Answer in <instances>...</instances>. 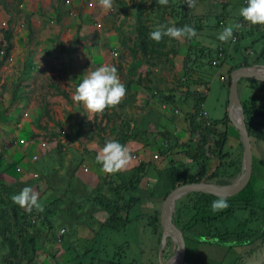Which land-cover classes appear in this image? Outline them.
Masks as SVG:
<instances>
[{
  "label": "rangeland",
  "instance_id": "rangeland-1",
  "mask_svg": "<svg viewBox=\"0 0 264 264\" xmlns=\"http://www.w3.org/2000/svg\"><path fill=\"white\" fill-rule=\"evenodd\" d=\"M6 2L7 9L0 5V48L3 47V30L8 28V23L11 20L16 36H14V48L11 57L1 69L0 152L4 153V141L9 142L11 146L16 145L14 142L17 140H11L6 132L9 127L16 125V120L19 118L23 119L25 124L29 123L34 126L43 139L48 138V142L55 149L42 154L40 160L32 164L31 154L34 151L42 152V149L32 144L22 145L23 147H11L8 161L5 160L7 156L0 155V173H2L0 182L17 186L20 189L25 186L33 187L39 193V200L44 211L50 207L54 209H50V211L54 212L52 218L55 233L65 228L67 231L65 236L71 237L79 234L78 227H82L79 245L77 243L70 244V239L66 240V237L61 245L54 240V236L49 231L40 233L45 238H40L39 251H44L42 246L44 241L49 242L55 248L52 251L46 250L45 256L40 258L39 256L34 258L31 255L28 264H97V259L120 261L123 264L170 263L172 260L166 258V254L167 252L173 253L174 256L176 247L167 240L166 248L162 253L163 231L160 228L157 230L153 224L149 225L152 222L151 216L160 212L163 197L159 192L154 198L150 197L151 195L148 193L143 195L139 207L132 211V221L118 231L102 229L100 224L105 221L108 214L105 211L91 208V200L97 194H105L113 200H118L116 195L109 191L104 182V177L114 175L116 181L119 180V177L117 173L102 172L101 165L96 162L97 153L87 146H84L83 152H80L81 148L88 141H94L97 143V147L102 148L105 142H102L100 137L116 139V134L112 133L113 125L118 126L122 117L133 121L136 118L135 115L124 111L120 112L119 118L118 115L113 114L114 110L106 109L102 115H97L98 121L95 120L96 115L90 116L89 120L87 117L89 113L83 105L74 103L72 100V94L87 70H95L105 63L118 68L119 63L129 59V55L125 53H119V56L115 57L114 52L118 50L114 41L121 31L117 23L118 9L120 6H130L132 1L113 0L112 10L105 13L99 6L98 0H65L63 16L73 21L67 22L66 24L69 25L63 26L54 19L56 14L53 5H56L58 0H25L23 5H19L17 0H6ZM29 15H32L31 22L34 29L32 37H30L28 23ZM214 24H218L217 19H215ZM126 26L127 32L131 35L127 33L125 35L131 44L135 40L134 35H136L135 20L127 19ZM80 27L81 29H79ZM131 30L135 31L131 32ZM250 33L252 36L249 35ZM78 34H81L83 38L78 40ZM241 34L244 35L242 39ZM241 34L238 43L228 42H234V45L237 43L235 46L236 53L233 54L235 59H228V62H232L234 65L242 63L245 48L249 47V53H252L250 45L253 42H255L256 50L259 51L262 48L264 29H261L260 26L253 25L252 27L249 25L243 29ZM59 41L64 42L67 48L75 44L74 48L70 47L68 51H65L60 48ZM218 43L217 41L216 44ZM89 50H91L90 53ZM100 54V60L97 62L92 60L93 56ZM1 56L2 53L0 52ZM249 58L252 60L253 55H249ZM211 70L214 74L226 71V69H218L217 67H211ZM120 80L128 81L130 75L126 76V73H123L120 75ZM204 84H200L202 90L205 89ZM208 85L212 88V95L205 99L202 112L207 110L214 119L223 113L226 116L229 113V94L226 85L221 81V76L216 80H208ZM60 88L67 93L70 101L57 94ZM17 90H19V99L14 103L12 97L14 91ZM241 93L244 98L247 93L246 83L242 84ZM193 101L192 105L194 106L196 99L193 98ZM189 104L188 107H183V112L188 113L187 117L192 111L190 107L193 108L191 102ZM7 113L8 115H5ZM105 113H108L112 122L103 118ZM10 117L13 120H10ZM214 119H211L212 122L216 121ZM16 133L18 132L16 131ZM56 133H59L60 136H55ZM231 134L234 138L236 137L233 130H231ZM183 136L184 138L179 136L182 145L190 144L192 138L189 129L183 130ZM18 137L27 138V131H20ZM151 139L158 140L157 137ZM75 140L81 142L80 145H71ZM231 144L238 150L236 157L244 159L245 149L241 148L235 139L232 140ZM163 145L166 147L168 143H163ZM182 145L178 152L165 157L159 149L156 152L159 157L155 158L153 154L151 161L156 165L166 166L172 161L188 162L186 147H182ZM69 154H71L70 157H68ZM254 154L253 172L254 184L259 193L258 203L254 202L248 209L239 210L235 217L226 219L228 228L233 230L234 234L227 244L216 241L213 245L204 243L197 245L196 251L201 254L200 259L192 262L193 255L197 253L193 251L191 254L189 249L186 264H264V237L259 234L256 238L250 236L261 230L264 221V145L259 146L257 144ZM87 160L93 164L92 167L96 168L97 171L100 170L97 186L94 189H88L86 185L82 187L81 185H71L73 190H68V180L82 183L77 179L75 173L82 166V163H85L89 168L90 164L85 162ZM212 162L214 165L218 164L216 159ZM19 167L22 170H19ZM60 170H63L64 173L61 172L60 174ZM69 170L70 177H67ZM36 172L40 173V176L34 179L33 175ZM4 173L7 177L6 180ZM150 173L152 174L148 175L141 184L146 191L154 190L158 181L157 173L154 171ZM190 202L191 198L187 195L179 199L176 206H184ZM46 204L50 207H46ZM254 210L257 211V215L252 217ZM134 215L140 216L136 219ZM239 234L245 236L243 239L247 242L240 243L238 241ZM95 236L97 240L94 239ZM58 245L67 251V256L57 258L58 255H54V252L61 250L56 249ZM3 255L4 251L0 250V263L3 261ZM93 257H95V261L92 260Z\"/></svg>",
  "mask_w": 264,
  "mask_h": 264
},
{
  "label": "trees",
  "instance_id": "trees-1",
  "mask_svg": "<svg viewBox=\"0 0 264 264\" xmlns=\"http://www.w3.org/2000/svg\"><path fill=\"white\" fill-rule=\"evenodd\" d=\"M17 1L19 2V5H23L25 2V0ZM143 2L144 0L135 6L138 8L136 23L137 41L134 43V48L130 49L132 58L136 59L137 55L143 53L148 56H154V58L159 61L166 60L173 65V58L157 48V45L160 46L162 43H156L155 41L149 39V33L153 30L150 25V9L159 5L156 0L152 6H148L145 2ZM0 5L7 9L6 0H0ZM64 6L65 0L63 2L58 0L57 4L53 5V9L56 14L55 19L57 22L61 21ZM157 11L160 14L163 11L164 13H170V15L176 19V27H182L184 25H190L193 27V19L190 15V9L185 4L184 0H169V4L167 6H159ZM31 20L32 15L28 21L30 37L34 34ZM251 26L253 27V25ZM79 29H81V27ZM249 35H251V33ZM14 36H16L14 35V24L11 20L8 23V28L3 30V47L2 49L0 48V52L2 53V56L0 57V80L1 69L8 62L14 48ZM243 37L244 35L241 34V39ZM77 38L80 40L82 38L81 34H78ZM254 43L255 42L250 45L252 53H249V47L245 48V51H243L244 59L242 63L240 65H234L228 72L229 76L225 85L228 90L229 98L232 85V73L235 70L243 67L264 66V37L261 42L262 48L259 51L254 47ZM74 45L72 44L70 47L74 48ZM59 46L65 51L70 49V47L67 48L65 43L62 41H59ZM225 52L227 54V51ZM219 54L220 52H218V57L220 56ZM174 55L176 56L177 52H175ZM249 55H253L252 60H250ZM216 58L213 55L210 63L206 66L197 63L186 66L183 77L188 78L187 81L193 80L194 84L208 83L206 72L203 73V77H195L193 75L199 73L197 70L202 67H208V73H211V67H220V65H214ZM228 58H232V60L235 59L234 55L231 57L228 56ZM225 61L226 60L223 62ZM244 83H246L247 96L245 95L243 98L241 95V97L248 115L250 137L255 149L257 144L259 146L264 145V83L257 81H244L240 82L241 87ZM18 93L19 90L14 91L13 93L12 100L14 103H16L19 99ZM57 94L70 101L64 91L59 89ZM189 95L191 97H195L196 99V104L193 106L194 112L189 114V130L192 138L191 143L186 146L182 145L181 138L172 130L168 129V126L163 124L162 126L164 130H162V132L158 135L161 140L164 141L163 143H168L166 147L162 144L163 146L158 148L164 157L178 152V149L182 145V147H186L185 151L189 161H172L167 166L161 164L156 165L152 161H140L133 168L118 173V181H116V177L114 175H106L104 177V182L106 186H108L109 191L115 194L118 200H113L105 194H97L91 200V208L93 210L99 209L100 211H105L106 214H108L105 221L100 224L102 229L118 231L129 225L132 221V211L139 207V204L142 202V196L146 193L151 195L150 197L154 198L157 192H159L164 198V196L175 187L184 184L202 182L216 165H218L217 169L208 179V182L212 184L222 186L230 185L241 173L243 168V159L242 157H236L238 150L231 144V142L235 139L241 148H244V146L233 129L229 119V113L226 114L223 120H216L212 122V126H208L206 122L201 119L203 114L202 105L206 98L197 92H190ZM181 99L182 98L174 92L170 94L166 93L162 95L161 102L175 106L179 101H182ZM118 106H120V104ZM114 109H116V107L111 108V110ZM103 118L109 119V122H112L108 113H105ZM160 119H162V117H160ZM95 120L98 121L97 115L95 116ZM150 123L151 120L146 116L140 121H135L134 126H132V123L129 120L125 119L122 121L120 127L117 125L113 126L112 133L117 135L115 140L124 145L131 140H140L147 143L148 138H150L148 130ZM231 130H233L234 135H236L235 138L231 134ZM33 136H35V134ZM55 136H60V134L56 133ZM107 139L108 138L103 136L100 137L102 142H105ZM152 141V143L147 144H151L152 146L155 145L156 141ZM215 159L218 160V164L216 165L212 162ZM151 171L157 173L158 181L156 182L154 190L146 191L141 187V183ZM68 176L70 177V170L68 171L67 177ZM71 182L72 181L68 180V190H73L71 185L77 186V183L74 181L72 183ZM82 186L83 185L81 184V187ZM20 190L21 189L17 186L7 185L0 182V250L4 251L3 261L0 264H28L30 262L29 257L31 255H33L34 258L38 256L41 241L40 238L44 237L41 236L40 233L49 231L52 233V236H54V240L58 242V234L62 231H56L55 233L52 218L54 212L50 211V209H54L50 206V209L43 212H38L33 209V211L29 213L14 204L11 200V196L18 194ZM258 195L259 193L255 187L253 175V179L247 189L237 197L227 200L229 207L222 211L213 212L211 204L217 198L203 193H191L188 195L191 198V202L189 204L184 206L177 205L173 221L184 234L187 244V262L189 249L192 254L193 251L197 253V245L203 243L213 245L212 242L204 241V238L206 237L215 238L222 244H227L229 239H231L234 234L233 230L228 228L226 219L235 217L239 210L248 209L252 203H258ZM124 213L125 216H123ZM159 215L160 212L154 213L150 219L152 222L149 223V225H155L157 230L159 228L162 229L160 226ZM256 215L257 211L254 210L252 212V217ZM139 216L140 215H136L134 218L138 219ZM258 234L261 237H264V221L261 230L250 236L256 238ZM243 238L245 239V236L239 234L238 241L240 243L247 242L244 241ZM229 247L232 248V246ZM172 256L173 253L167 252L166 258L171 259ZM92 260L95 261V257H93ZM97 264L123 263L120 261H101L100 259H97Z\"/></svg>",
  "mask_w": 264,
  "mask_h": 264
},
{
  "label": "crops",
  "instance_id": "crops-1",
  "mask_svg": "<svg viewBox=\"0 0 264 264\" xmlns=\"http://www.w3.org/2000/svg\"><path fill=\"white\" fill-rule=\"evenodd\" d=\"M136 1H132L130 6H128L127 3H125L127 5L126 7L120 6L118 9L117 23L119 27L121 28V31L118 33V37L116 38V41H114V44H116L115 47H117V50H118L114 53H117L118 56H119V53L121 54L125 53L129 55V59H127L126 62H123V63L118 62L119 64H118L117 70H118L119 77L123 73H126V76L130 75V80L121 81L126 86V89H127L126 96L120 103V106H117L116 109H114L113 114L118 115L119 118H120V112H124V111L135 115L136 118L133 119L134 122L128 119L132 123V126H134L135 121H140L145 116L148 117L151 120V123L148 126L150 138H148L147 143H152L153 141L151 138L153 137H157L158 140H156V144L153 146L151 144H147L146 142H143L140 140H131L127 142L125 145L128 147L130 154L132 152H135V153L131 154L133 159L126 170H129L132 167L136 166L140 161H146V162L151 161L153 154L154 155L156 154V152L158 151V148L161 147V145L164 142L158 136L160 132L164 130L162 124L165 126H168V129L172 130L177 136L184 138L183 130L189 129L190 119H189V116L187 117L188 113L185 114L183 112L184 111L183 107L184 106L188 107V105H190L189 104L190 102H191V106H193L192 105L194 103L193 98H195V97H191L189 93L197 92V93L202 94V96L205 98L212 95L211 93L212 88L210 87V85H208V83L204 84L205 89L202 90V87H201L202 83H200L201 85L194 84L193 80L187 81L188 78L183 77L184 70L186 66L193 65V63L203 64V66L208 65L211 59L213 58V55L215 56V58L217 56L216 59H218V52H220L222 48L225 51H227V54L230 57L236 53L235 46L239 40L234 45V42L232 43L231 42L230 43L220 42L217 39V36L220 32L223 31V28L227 26L229 23L235 24L241 21L242 17L238 15V12H239V9L243 7L242 0H196V6L190 9V15L192 16V19H193L192 24H193V27L197 31V36L193 37L191 40L187 38H182L180 40H176V39L170 40L168 37H165L161 40L162 45L160 46L157 45L158 46L157 48L160 51L170 55L171 58H173L174 63L172 65L170 62L166 60L159 61L155 59L154 56H151V55L148 56L143 53L137 55L136 59L132 58L130 49L134 48V43H136L137 41V34L134 35L135 40H133L131 44L129 43L125 34L126 33L129 34L127 32L128 28L126 26L127 19L133 20V21L135 20V24L137 23L138 8L135 6H137L142 0H136ZM144 2L146 3V5L152 6L155 0H150V1L144 0ZM152 8H155V9H152ZM152 8L150 9V13H151L150 25L153 28V30L155 26H157L158 24H168L169 26H173V25L176 26V19L173 18L170 15V13H164L163 11L160 14L157 11L159 9V6L152 7ZM159 14L160 16H158ZM215 19H217L218 24H214ZM72 21L66 16H62L61 21L59 22V25H62V26L69 25L66 23L72 22ZM249 25L250 24L246 23L245 28L249 27ZM134 31L131 30V32H134ZM236 33H237V30L234 31V36ZM217 41L219 42L218 44H216ZM248 51L250 52V50ZM90 52L91 50H89V53ZM175 52H177L176 56L174 55ZM100 57H101V54L95 55L92 57V60L97 62L98 60H100ZM219 65L220 67H217L218 69L219 68L223 70L226 69V71L221 72L219 74L217 73L214 74L212 71L211 73H208L207 71L209 70L208 67H202L201 69L197 70V72L199 73L193 76L203 77V73L206 72L207 81L216 80L219 76H221V81L225 85V83L228 80V72L234 66V64L232 62L229 63L228 60H226L225 62H220ZM173 92L178 94L179 97L182 98L181 99L182 101H179L177 105L175 106L171 105L173 109L181 111L180 114H177L174 111L170 112V111L165 110L163 103L155 95V94H159L162 97L163 94H166V93L170 94ZM228 102H230V98H228ZM190 108L192 109L190 113H192L194 109L192 107ZM5 115H8V113ZM210 116H211V113H210ZM160 117H162V119H160ZM224 117L225 115L223 113V115L220 114L215 119L212 118L211 116V119L221 120ZM9 119L13 120L12 117H10ZM123 120H125V118L123 117L120 118V124H118L119 127ZM16 121H17L16 125H12L11 127H9L6 132V135L9 136L11 140H17L16 142H14L16 143V145L13 144L12 146L10 145L9 142L4 141V144H5L4 145V156H7V158H5V160L7 161L9 160V152H10L9 149L13 146L17 147V146L32 144L34 146L37 145V147L41 149V140L43 139V137L40 136L41 134H39V131L36 130L35 127L30 125L29 123L25 124L23 119L19 118ZM20 123H23V127H19ZM22 130L27 131V138L18 137L19 132ZM16 131L18 133H16ZM34 134L36 137L33 136ZM22 139H28L31 141L32 139H34L36 140V142H29L28 144H23L21 143ZM80 143L81 142H79L78 140H75L74 142L71 143V145L76 146V145H80ZM84 146H87L90 150L95 151L96 153L100 149L99 147H97L96 142L94 143V141H88L87 144L85 145L83 144L80 152H83ZM54 149L55 147L50 144L49 150L47 151L42 150V152L40 151L41 157H42V154L50 152ZM34 152L39 153L37 151H34ZM33 153L30 156L31 158L30 160L32 164L35 163L32 161V157L35 154ZM70 156L71 154L68 155V157ZM84 157H86V155H84ZM85 162L88 163V165L90 164V166L88 168V166L85 163H82V166H80V168L76 171L75 175L77 179L82 182V183H77V185L82 184V185H86L88 189H92V188L94 189L99 182V171L100 170L97 171L96 168L92 167L93 164L90 163L88 160ZM85 167H87V169ZM124 171H121V172H124ZM61 172L64 173L63 170H60V174ZM1 174L2 173H0V175ZM4 179L5 180L7 179V177L5 176V173H4ZM71 181L73 182L74 180H71ZM48 206L49 205L46 204V207ZM78 230H79V234L75 236H71V237L65 236L66 240L70 239L69 242L72 245H74L75 243L79 245L80 243V239L82 237L81 236L82 227H78ZM94 239L97 240L96 236L94 237ZM42 246L44 247V251L38 252L39 258L42 256H45L46 250L52 251V249L55 248V247H52L51 244L47 241L42 242ZM58 248L59 250L61 249L59 245L56 247V249ZM55 254L58 255L57 258L68 255L65 249H61L60 251H57L56 253L54 252V255ZM200 257H201V254L197 253L196 255H194L192 262L193 261L195 262V260H199ZM205 257L211 258L208 256H205ZM212 260L214 259L212 258Z\"/></svg>",
  "mask_w": 264,
  "mask_h": 264
},
{
  "label": "clouds",
  "instance_id": "clouds-1",
  "mask_svg": "<svg viewBox=\"0 0 264 264\" xmlns=\"http://www.w3.org/2000/svg\"><path fill=\"white\" fill-rule=\"evenodd\" d=\"M159 6H167L169 0H156ZM189 9L196 6V0H184ZM101 9L107 13L113 8V0H98ZM245 7L239 9L238 15L247 24L260 26L264 29V0H246ZM242 27L240 23H229L217 36L220 42L234 41V31ZM197 36V31L190 25L182 27L158 24L149 33V39L156 43L165 37L180 40L187 38L191 40ZM215 46V45H213ZM114 55H116L114 53ZM258 77H264L258 75ZM126 86L121 82L117 68L112 64H102L95 70H87L83 74L82 81L72 94L74 103L82 104L90 116L102 115L106 109L117 107L126 96ZM133 157L128 147L115 139H107L96 155V162L101 165V171L107 174H115L128 168ZM14 204L21 209L31 213L33 209L43 212L44 208L39 200V193L31 186H25L18 194L11 196ZM229 207L224 196L218 197L211 204L213 212H219Z\"/></svg>",
  "mask_w": 264,
  "mask_h": 264
},
{
  "label": "water",
  "instance_id": "water-1",
  "mask_svg": "<svg viewBox=\"0 0 264 264\" xmlns=\"http://www.w3.org/2000/svg\"><path fill=\"white\" fill-rule=\"evenodd\" d=\"M263 67L264 66H261V68L243 67L235 70L232 73V85L230 89L229 102V119L245 149L243 168L237 179L234 180L230 185L226 186L209 183V177L215 172L218 167V165H216L202 182L184 184L175 187L171 189L161 201L159 219L163 231L162 253L164 251V248H166L165 239L170 240L176 247L175 255L170 260L177 258L176 264H186L187 262V244L184 234L173 221L176 202L191 193H203L215 198L224 196L227 200H231L244 192L253 179L255 159L254 146L250 137V131L248 127V115L242 102L240 82L257 81L260 83H264V77H258V75L264 76ZM238 112H240L242 116L240 125H238L235 121V117ZM204 241L212 243L216 241L219 242L218 239L211 237L204 238Z\"/></svg>",
  "mask_w": 264,
  "mask_h": 264
},
{
  "label": "built area",
  "instance_id": "built-area-1",
  "mask_svg": "<svg viewBox=\"0 0 264 264\" xmlns=\"http://www.w3.org/2000/svg\"><path fill=\"white\" fill-rule=\"evenodd\" d=\"M242 5H243V7L247 6L246 5V0H242ZM239 23L242 25V27L239 30H237V33L234 36L235 37L234 42H237L239 40V34L241 33V31L246 26V22L243 21V18L241 19V21ZM99 27H100V25H99ZM115 54H116L115 57H117L118 54L117 53H115ZM219 55L220 56L218 57V59L214 61V65H216V66L219 65L220 62H223L224 60H227V58H228V55L226 54V52H225V50L223 48L220 50V54ZM155 95H156V97L158 99L162 100V97L159 94H155ZM163 105H164V109L167 110V111H170V112H173L174 111L177 114H180L181 113V111L173 109L171 107V105H169L167 103H163ZM201 119L204 122H206V124L208 126H212V120H211V116H210V113L209 112H207V111L203 112V114L201 116ZM19 127H23V123H20L19 124ZM47 139L48 138H46V139L44 138V139L41 140V149L42 150H45V151H47V150L50 149V143L48 142ZM29 142H36V140H34V139H32V141L31 140H28V139H22L21 140V143H23V144H28ZM0 155L3 156L4 153L1 151L0 152ZM134 157H136V156H134ZM154 157L155 158H158L159 157L158 153H156L154 155ZM40 158H41V153L40 152L39 153H35L33 155V157H32V161L36 163V162H38V160H40ZM85 168L87 169V167H85ZM18 169L19 170H22L20 167ZM33 176L34 177H39L40 176V173L36 172ZM65 233H66V229L64 228V229H62V231L58 235V243H60L61 245H62V243L65 240Z\"/></svg>",
  "mask_w": 264,
  "mask_h": 264
},
{
  "label": "bare ground",
  "instance_id": "bare-ground-1",
  "mask_svg": "<svg viewBox=\"0 0 264 264\" xmlns=\"http://www.w3.org/2000/svg\"><path fill=\"white\" fill-rule=\"evenodd\" d=\"M241 120H242L241 113L238 112V113L236 114L235 121H236V123H237L238 125H240V124H241ZM166 241H167V239H165V243H167ZM176 263H177V258L173 259V260H172L170 263H168V264H176Z\"/></svg>",
  "mask_w": 264,
  "mask_h": 264
}]
</instances>
